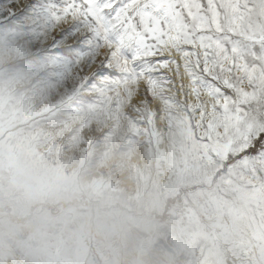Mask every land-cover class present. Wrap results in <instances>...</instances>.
<instances>
[{
    "label": "rangeland",
    "instance_id": "obj_1",
    "mask_svg": "<svg viewBox=\"0 0 264 264\" xmlns=\"http://www.w3.org/2000/svg\"><path fill=\"white\" fill-rule=\"evenodd\" d=\"M53 35L0 13V264H264V165L163 102L159 128L158 99L89 83Z\"/></svg>",
    "mask_w": 264,
    "mask_h": 264
},
{
    "label": "snow or ice",
    "instance_id": "obj_2",
    "mask_svg": "<svg viewBox=\"0 0 264 264\" xmlns=\"http://www.w3.org/2000/svg\"><path fill=\"white\" fill-rule=\"evenodd\" d=\"M8 18L55 32L48 53L179 109L229 160L264 165V0H28Z\"/></svg>",
    "mask_w": 264,
    "mask_h": 264
},
{
    "label": "bare ground",
    "instance_id": "obj_3",
    "mask_svg": "<svg viewBox=\"0 0 264 264\" xmlns=\"http://www.w3.org/2000/svg\"><path fill=\"white\" fill-rule=\"evenodd\" d=\"M156 104H157V107L159 108V110H158V112H159V117H157V123L156 124H158V127L160 128L161 127V124H162V121H163V118H164V112H163V110H162V102L158 99V100H156ZM155 104V105H156ZM164 105V104H163ZM157 108V109H158ZM164 109V108H163ZM163 126V125H162Z\"/></svg>",
    "mask_w": 264,
    "mask_h": 264
}]
</instances>
